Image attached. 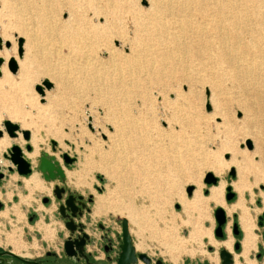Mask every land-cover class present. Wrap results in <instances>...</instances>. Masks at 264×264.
<instances>
[{
	"label": "rangeland",
	"instance_id": "374dc122",
	"mask_svg": "<svg viewBox=\"0 0 264 264\" xmlns=\"http://www.w3.org/2000/svg\"><path fill=\"white\" fill-rule=\"evenodd\" d=\"M150 1L0 0L2 41L0 57L4 60L0 66V128L1 121L9 119L19 123L21 129L30 131L28 141L23 140L20 133L16 138L8 137L5 132L3 134L11 141L20 138L25 158L31 163V172H40L37 169L39 157L47 153L61 161L65 173L63 182L59 179L46 181L41 175V179L38 176L41 189L29 190V194L21 195L22 189L16 187L15 193L28 199L25 208L31 205L38 208L39 221L43 227L48 228L46 238H53L54 241L50 245L54 248L63 238L59 230V227H63V221L57 213V201L52 193L54 184H57L84 196L90 193L93 199L90 215L94 219L110 223L119 222L123 217L127 218L129 231L136 239L137 250L162 258L167 264H220L218 251L225 248L221 242L228 239L231 240L229 250L235 263L264 264V220L259 224V216L264 212V180L254 181L253 176L250 175L247 180L248 186L242 193L244 205L250 211L253 220L251 229L253 249L246 255L243 254V246L238 250L232 246V241L234 243L236 239H240L242 245L245 233L240 227L238 238L232 233V224L234 222L238 224V211H232L230 208L235 204V200H238L240 193L231 187L235 195L229 201L225 199V187L237 181V171L235 165L230 163L231 152L222 151L221 148L226 137L224 115L232 130L228 136L236 150L240 154H249L250 160L256 167L264 168V149L262 154L251 155L255 149L254 139L251 136L264 147V73L258 71L245 77L240 73L237 74L233 65L223 62L217 56L216 47H212L209 56L198 51L191 56V52L196 49L194 47H197L192 41L184 49L167 44L165 35L169 36L170 29H164L167 34L162 31L160 40L153 39L150 42L142 40L140 46H133L134 51L136 49L141 51L138 53L137 61L116 63L117 60L114 61L112 57L109 62L111 53H114L116 59L120 54L130 53L131 40L136 32L132 13L137 11L141 15L147 13ZM32 2L40 3L42 10L36 11L28 7ZM47 6L50 7V11ZM92 7L100 11L98 15L93 14ZM104 19L109 21L110 27L106 28V35L97 39L98 41L92 39L89 36L90 23L102 25ZM66 26L70 27V30ZM183 33L186 39H193L194 34L189 29H185ZM19 37L23 38V43L28 40V46L23 48L20 58L17 54ZM4 41L10 42L8 48L4 46ZM154 50L157 52L155 53ZM10 57H14L22 65L20 67L17 63L18 69L14 74L6 65ZM138 61L140 64H137ZM114 65L119 69L116 70ZM4 70L6 74L17 77L18 74L21 76L24 70L21 76L23 84L20 88L18 82L3 79ZM185 77L189 78V83L185 81ZM43 79H48L53 86L49 90H44L41 101V96L35 91L34 86L42 84ZM176 90L185 95L180 117L193 120L195 129L192 132L190 131L192 129L185 128L184 135L187 142H183L185 139L181 138L174 139L172 144L175 146L171 151L167 150V137L179 130L177 122L170 121L168 125L172 113L169 102L174 99ZM207 103L209 109L206 108ZM215 107L219 108L221 115L214 114ZM112 121H136L145 125L148 139L143 145L151 150V154H145L144 157L130 154L118 144L114 156L111 155L112 153L106 155L104 160H107H103L106 162L105 169L101 172L97 168L100 159L96 148H102L100 151L107 149L110 142L106 135L113 132ZM157 129H162V137L156 135ZM33 137L40 139L36 148L31 141ZM247 140H250L251 148L246 146ZM26 143L31 146L30 151L25 150ZM10 144L0 152V161L4 163L3 165L10 164L8 159L3 157ZM96 145L98 147H95ZM34 148L36 152L31 160L27 154ZM63 154L74 158V161L66 167L62 159ZM83 154H88L90 161V168L86 169L84 175L80 171ZM96 161H98L97 166H95ZM138 161L147 163L150 179L156 175L164 179V184L167 186L165 188L170 193V197L166 198L164 203H151V198H146L147 193L152 194L156 188L149 179L137 181L132 178L133 172H125V168L127 169L130 164L134 167V163ZM189 162L196 166L191 168ZM183 163H186L185 166ZM210 163L215 166L208 167ZM108 165L110 172L117 170L111 172L109 174L111 176L105 173L109 170ZM186 165L190 169L183 168ZM231 167L235 168L234 176L229 174ZM188 171L195 172L199 181L198 197L202 200L200 202L195 201L192 196L197 186L189 180L184 181L187 179ZM208 171L217 177V183L208 185L203 182ZM66 172L73 173V176L71 174L68 176ZM113 174L116 176L114 177ZM120 174L122 177L126 175L125 183L117 180ZM9 176L11 177L0 183V199L5 202L6 210L9 206L6 199L10 198L12 193L9 183L13 182L12 178L16 177V173ZM78 177L80 179L84 177L89 185L86 182L82 185L76 184ZM188 185L194 187L190 195L186 193ZM213 186L221 188L223 209L227 216L222 239L214 235L216 226L214 209L219 205L205 200L209 195V189ZM1 188L7 196L1 193ZM165 188L163 192L166 193ZM46 194L53 199V203L51 207L43 208L40 196ZM174 194L178 196L174 197ZM101 195L112 207L108 208L105 214L93 215L95 199ZM16 201L17 198L13 200ZM127 204L141 209L140 223H134L129 217L125 207L128 206ZM113 205L119 208L113 210ZM159 207L161 211L163 210L160 211V219L151 221L149 217L152 215L154 217L153 211L160 210ZM42 208L43 211L40 210ZM10 211L14 210L10 209ZM44 211L52 216L51 220L43 218ZM38 223L34 225L29 222L21 207L17 209L14 217L1 209L0 247H10L7 244L9 242L14 249V244L8 239L13 234L17 237L18 251L25 247L26 256L35 257L41 254L45 246L40 244L34 234L35 227L39 226ZM164 243L169 244L168 250L171 249L173 254L175 252L174 256L166 252L167 249L162 245Z\"/></svg>",
	"mask_w": 264,
	"mask_h": 264
},
{
	"label": "bare ground",
	"instance_id": "6f19581e",
	"mask_svg": "<svg viewBox=\"0 0 264 264\" xmlns=\"http://www.w3.org/2000/svg\"><path fill=\"white\" fill-rule=\"evenodd\" d=\"M149 5H150L149 10L147 11V13H145L143 15L139 14L138 11L132 13V16H133V19H134L135 25H136V32L134 33V36L131 40L132 46L130 47V53L129 54L123 53L122 55L120 54L117 57V59L114 58V56H115L114 53H111L110 58L108 57L109 62L111 61L110 59L112 57H113L114 61H116V60L118 61V62L116 61V63H127V62H131V61L132 62L137 61L139 59L138 53L141 51H139L137 49L134 51L133 46H138V45L140 46V43L142 40H144V41L148 40L147 42H150L153 39L154 40L155 39L160 40L162 38V31L166 32V30H164V29H170L169 36L165 35L167 44L173 46L174 48H183L184 49V48L188 47V43L192 41V43L196 44L197 47H194L196 49H194L191 52V56L194 55L195 51H198L204 55L209 56L212 47L213 48L216 47L217 51H218L217 56L219 58H221V60L223 62H228L229 65H233L234 71H236L237 74L240 73L243 77H245V76L252 75L254 72L258 73V71L264 73V0H151ZM28 7H31L32 9H35L36 11L42 10L41 4L38 2L37 3L32 2L28 5ZM47 8L50 11V7L47 6ZM92 10H93L94 15H98L100 12V11H98V9H96V7H92ZM167 19H170V20H167ZM104 20L105 21L103 22L102 25H99L96 23H90V25L88 27L89 28V36L92 39L97 40V39L104 37L106 35V32H107L106 28L107 27L110 28V27H109V21L107 19H104ZM67 29L70 30V27H67ZM185 29H189L192 32V34H194V36H192L193 39H188V38H187L188 40L186 39V36L183 33ZM165 32H163V33H165ZM166 34H167V32H166ZM154 43L156 44V42H154ZM22 45H23V47H22V50H23V48L25 46H28V40H25L24 43H22ZM175 51H177V49H175ZM183 51L185 52V50H183ZM156 52L157 51H155V53ZM169 52H171V51H169ZM166 56H168V55H166ZM168 58H171V57H168ZM114 61H113V63H114ZM17 63H18V66L22 67L21 62L17 61ZM136 63H134V64H136ZM137 64H140V62ZM205 65H207V64H205ZM201 66H203V65H201ZM136 67H139V65H137ZM118 69H119V67L116 70H118ZM114 70H115V68H114ZM137 71H138V69H137ZM23 72H24V70H22L21 76L23 75ZM217 72H218V70H217ZM118 73H120V71ZM2 76H3V79H5V80L18 82V88H20L21 85L23 84V81H22L23 78L19 74H18V77L17 76H10V75L6 74V72L4 70V71H2ZM162 77H163V75H162ZM172 77H173V74H172ZM102 78H103V76H102ZM116 79H117V77H116ZM118 80H120V79H118ZM185 81L189 83V78L185 77ZM167 86H170V85H167ZM184 99H185V95L183 93L179 92L178 90H176L174 99L171 102H169L172 113L170 115V120L168 122V125L170 124V121L171 122H177L179 125L178 126L179 130L176 132H172L167 137V140H168L167 150H171V151L174 150V149H172L175 146L174 144H172V141L174 139L181 138V139H185V140H183V142H187V139L185 138V135H184L185 128L192 129V130H190L192 132L195 129V124L193 123V120H191V121L185 120L184 117L183 118H182V116L180 117V110H182V108H183L182 103H183ZM110 104H108V105H110ZM214 109H215L214 114H217V115L222 114L221 111L218 110L219 108L215 107ZM241 109H243V107ZM111 119H112V117H111ZM122 119H123V117H122ZM133 120H135V118ZM223 120H224V124H225L226 137L223 140L221 148H222V151L227 150V151L231 152L230 163L235 165L236 171H237V181L234 183H231V187L237 189L238 192L240 193L238 200H235L236 202H235V204H233L231 206L230 210L238 211V225L240 228H242L244 230V233H245V235L243 237L241 248L243 246V252H244L243 254H246L248 249L250 247H252V245H251L252 244L251 243L252 242L251 241L252 240L251 229L253 227V220H252V216L250 215L251 214L250 211L244 205L242 193H243L244 189L248 186L247 180L249 179L250 175L253 176L254 181L264 180V168L261 166L256 167L255 164L250 160L249 154H245V153L240 154V152L236 150L230 136H228V134L232 130L229 128L228 121H227L226 117L224 119V115H223ZM112 129H113V132L107 133V135H106V138L110 142L107 149L105 148L103 151H100V149H102V148H96L98 150V155H99L100 161L99 162L96 161L95 166H97V162H98L97 168L100 171L105 169L106 162H104V161H106L107 159L106 160H104V159L106 158V155L108 153L109 154L112 153L111 155H113L114 152L116 153V150H118V149H116V146L118 144L119 145L121 144L122 146H120V147L121 148L123 147L124 149H126L127 153H130V154L134 153L140 157H144V155L148 154V153L151 154V152H150L151 150L149 151L148 148H145L147 146L143 145V143L148 139V132H147V130H145V125H143L142 123H139L136 121H122V122L121 121H112ZM245 134H249V133H245ZM18 135H19V133H18ZM156 135H158L159 137H162L163 136L162 129H157ZM251 137L254 139L253 142H254V146H255L254 152L251 155L262 154L263 149H264L263 145L261 144V142H258V140L255 137H253V136H251ZM12 141L13 142L15 141L19 146H22L21 145L22 141L20 140V138H18L17 140H12ZM12 141L9 140L3 134L2 137L0 138V152L5 147H7ZM31 141L33 142V145L36 148L38 146V143L40 142V139L33 137L31 139ZM95 147H98V146L96 145ZM35 148L31 153L27 154V156L31 160L34 158V154L36 152ZM177 151H179V150H177ZM92 158H93V156H92ZM56 159L58 160L59 164L61 165V161L58 158H56ZM81 159H83V160H81V162H80L81 170L80 169L79 170L82 171V175H84L87 172L86 169L90 168L89 167V163H90L89 155L83 154ZM94 162H95V160H94ZM185 164L186 163H183L184 166H185ZM188 164L190 165L191 168H194L196 166L194 164H191V162H189ZM180 165H178L179 169H180ZM125 166H126V164H125ZM146 166H147L146 162L138 161V163H134V167H133V164H130V166L128 167L129 170H127L128 168L127 169L125 168V170H126L125 172H127V171H130L131 173L133 172L134 175L132 178L137 180V181L140 179L141 180L142 179L143 180L149 179L150 183L155 185L156 188L154 187L155 191H152L153 192L152 194H151V192H148L146 195V198H151L150 199L151 203H153V202H160V204L164 203V200L166 198L170 197V195H169L170 193H169L168 189H166L167 186H165V184H164V179L160 178L157 175L153 178L151 177V179H150L149 176L151 174L148 171L149 169H147ZM214 166L215 165H213V164L211 165V163H210V165H208V167H214ZM108 167H109V165L107 166V169H109ZM188 167L186 165V167H183V168L190 169ZM113 171L114 170H112L111 172H113ZM115 171H117V170H115ZM191 171H193V169ZM234 171H235V168H234ZM111 172L109 169L108 172L106 171L105 173H108L107 175L111 176V175H109ZM188 172H189V174L186 177L187 179L184 181L189 180L197 186L195 188V190H193L192 196H193V199L195 201L200 202L202 200L198 197L199 181L197 179L195 172H192V173L190 171H188ZM66 174L68 176H70V174L72 175L73 173L66 172ZM114 174H116V173H114ZM114 174H113V176L115 177L116 175H114ZM120 176L117 177V180L120 181L121 183L122 182L125 183V181L127 180L126 175H125V177H122V175L120 174ZM75 177H76V175H75ZM128 178H130V177H128ZM24 179H25L24 180L25 187H27L28 190L31 191L34 189H41L40 183L38 182L39 180H38L37 174L33 173V174L29 175V177H26ZM83 179H84V177H83ZM83 179H80V178H79V180L76 179L77 180L76 184H79V185L85 184L86 181H85V179L84 180ZM164 188L167 190L166 193L163 192ZM157 193H159V194L157 195ZM173 196L175 197L178 195L174 194ZM205 200L211 201L214 204H217L222 208L224 207L223 201L221 199V188L219 189L216 186L215 187L213 186L209 189V195L205 197ZM27 202H28V199H26L23 196L20 197V203L26 204ZM156 204H158V203H156ZM127 205L128 206L125 205V207L127 209L126 211L129 215V217L132 219V221L134 223H136V224L140 223L139 222V220L141 219L140 215L142 214L141 209L134 207L132 204H127ZM149 206H151V205H149ZM110 207H112V205L108 204V202L104 198V196H102V195L98 196L95 199L94 208H93V215L105 214L108 211V208L110 209ZM160 207L162 208L161 205H160ZM160 207L158 209H160ZM118 208H119V206L113 205V210L118 209ZM160 211H161V209L153 211L154 217H153V215H152V217H149L152 219L151 221H154L158 218L160 219L161 212H163V210L161 212ZM127 221H128V219H127ZM8 239L15 246L13 251H15L19 254L22 253L21 250L20 251L17 250V248H19L17 245V243H18L17 237L13 236V234H12L8 237ZM230 242H231V240L228 239V240L221 242V244H223L224 247L229 250ZM162 245L167 249L166 252H168L171 256H174L175 252L173 254L171 249H170V251L168 250L169 244L164 243ZM173 248H176V247H173ZM23 254L26 255L27 253L24 252ZM234 264H237V263H235V260H234Z\"/></svg>",
	"mask_w": 264,
	"mask_h": 264
},
{
	"label": "flooded vegetation",
	"instance_id": "af4514ba",
	"mask_svg": "<svg viewBox=\"0 0 264 264\" xmlns=\"http://www.w3.org/2000/svg\"><path fill=\"white\" fill-rule=\"evenodd\" d=\"M0 167V170L3 172V176L0 178V183L7 179L10 174L16 172L15 170L7 171L4 167L2 168L1 165ZM69 194H72L75 197L73 208L64 209L61 213L58 209L60 201L58 202L56 199L57 213L63 221V224L68 219H71V224L74 226V229L71 232L69 229L65 228L67 230V234L62 238L61 243L57 245V249H47L41 255L32 257L12 252L8 247H0V264H122L120 259L121 246L123 243L121 219L119 222L111 221L110 223L100 221V219H94L90 215L91 205L93 202V199H89L90 193H88L87 196H84L81 193L71 192L65 189L64 196L66 197ZM80 195L82 197H78ZM45 197H47V201L44 202L43 199ZM41 200L43 203L47 204L51 199L48 196H44ZM2 208L3 203L0 201V210ZM63 215L65 217H63ZM28 218L33 221L36 216L34 213H30ZM263 220L264 217L261 218V224L263 223ZM79 224L81 225V229L79 228ZM237 235H240V232L234 236L236 237ZM65 239H68L69 242V253L64 252L62 249V244ZM236 240L240 242V239ZM131 242L134 247L135 259H131V257H129L128 259L130 261L125 264H167L162 258L153 257L145 251L137 250L132 236ZM233 244L234 243L232 241V246ZM239 248H241L240 245ZM139 252H144L149 257V262H144L139 259L137 256V253ZM232 264H234V259Z\"/></svg>",
	"mask_w": 264,
	"mask_h": 264
},
{
	"label": "water",
	"instance_id": "95a60500",
	"mask_svg": "<svg viewBox=\"0 0 264 264\" xmlns=\"http://www.w3.org/2000/svg\"><path fill=\"white\" fill-rule=\"evenodd\" d=\"M22 43H23V38L19 37L17 39V54L18 57L22 56ZM2 46V41L0 38V48ZM4 46L9 47L10 42L9 41H4ZM4 60L2 57H0V66L3 64ZM7 68L11 73H15L18 69L17 62L14 59V57H10L7 62H6ZM1 73V72H0ZM52 83L48 79H43L42 84H35L34 89L35 91L41 96V101H43V96H44V90H49L52 87ZM206 108L209 109V104L207 103ZM6 133L8 137L10 138H16L18 136V133L21 134L23 140L28 141L30 139V131L28 129H21L19 123L12 122L9 119H3L1 121V128H0V137L3 135V133ZM246 146L248 148H251V142L250 140L246 141ZM24 148L26 151L31 150V146L26 143L24 145ZM3 157L8 159L9 163L6 166L7 171H12L15 170L19 175H28L31 173V163L27 158L24 156V152L22 150V147L19 146L16 143H11L8 149L3 153ZM63 163L64 166L66 167L67 165L71 164L74 161L73 157H70L67 154L62 155ZM1 168V167H0ZM3 168V167H2ZM37 169L40 171L42 177L46 181H52L56 179H60L61 181L64 180L65 173L63 167L59 164L58 160L54 156H49L47 153H43L39 157L38 161V166ZM229 174L231 176L235 175L234 168L231 167L229 169ZM3 176V172L0 170V178ZM203 182L206 184H215L217 183V177L213 175L211 172H207L203 178ZM193 185H188L186 187V193L187 195H190L192 190H193ZM225 199L227 201L231 200L235 193L231 190V185H228L225 187ZM64 191L65 188L63 186L59 185H54L52 189V193L57 199L59 203L58 209L62 213L64 209H72L74 205V196L72 194H69L68 196H64ZM78 197H82L81 195ZM89 199L92 200V195L90 194ZM43 201H47V197L43 199ZM73 215V213H72ZM63 217H65L63 215ZM264 217V213L259 216V224H261V218ZM214 219L216 222V226L214 228V235L218 238H223L224 237V226L227 221V216L225 214V211L222 207L218 206L215 207L214 209ZM72 220L68 219L67 221L64 222V226L66 229H69L71 232L74 229V226L71 224ZM79 228L81 229V225L79 224ZM121 228H122V246H121V254H120V259L121 263L125 264L129 262L130 260L128 259L131 257V259H135V253H134V247L131 242V236L129 233V228H128V221L125 217L121 218ZM239 232V226L236 222L232 224V233L236 235ZM239 245L241 246L240 242H234L233 247L237 250L239 248ZM69 248V242L68 239H65L62 244V249L64 252L69 253L68 251ZM137 256L139 259H141L144 262H149V257L144 253V252H139L137 253ZM218 256L220 259V264H232L233 262V257L232 254L229 250L226 248H221L218 251Z\"/></svg>",
	"mask_w": 264,
	"mask_h": 264
},
{
	"label": "crops",
	"instance_id": "0c3cea01",
	"mask_svg": "<svg viewBox=\"0 0 264 264\" xmlns=\"http://www.w3.org/2000/svg\"><path fill=\"white\" fill-rule=\"evenodd\" d=\"M24 156H26L25 155V153H24ZM0 165L2 166V167H4V168H6V166L7 165H3V163H1V161H0ZM16 172H14L13 174H15ZM33 173H36V174H38V176L40 177V179H41V174H40V172H34V171H32L29 175H31V174H33ZM29 175L28 176H21V175H18L17 173H16V177H14V178H12L13 179V182L11 181L10 183H9V185L12 187V193H11V195H10V198H7L6 199V201H7V203L9 204V206L7 207V210H6V206H5V202L3 201V200H1L0 199V201L3 203V208H2V210H3V212H8V214H11V216L12 217H14L15 216V213L17 212V209L19 208V207H21L22 209H23V211H24V214H25V217L27 218V220L29 221V222H32L34 225H36V223L37 222H39L38 224H39V226L38 227H35V235H36V237H37V239H39V241H40V244L41 245H43V246H45V249L44 250H42V253H44V251L45 250H47V249H53L54 248V246H51L50 244H52L53 243V238H46V236H47V234L46 233H48L47 232V227H43V225L41 224V222L39 221V213L37 212L38 211V208L37 207H32V205L31 206H29V208H25V204H23V203H20V196L21 195H26V194H29V190L27 189V187H25V184H24V178H26V177H29ZM10 177V176H9ZM11 179V178H10ZM17 180V181H16ZM60 180V179H59ZM64 181V180H63ZM63 181H61V182H63ZM55 185V184H54ZM3 187V186H2ZM16 187H19V188H21L22 189V194L21 195H19L18 193H15V191L17 190V188ZM1 190L3 191H1V193L4 195V196H7L6 195V192L4 191V189L3 188H1ZM34 190H36V189H34ZM44 196H47V194L46 195H44ZM43 195H41L40 196V199H42V197H44ZM17 198V201L16 202H13V200H15ZM53 199H51L50 200V202L49 203H43L42 202V200H41V202H42V205H43V208L44 207H51L52 206V203H53V201H52ZM57 203V202H56ZM17 205V206H16ZM13 207V208H12ZM43 208L42 209H40L41 211H43ZM10 209L11 210H14V211H10ZM27 212V213H26ZM30 213H34L35 214V216H36V218H35V220H33V221H31V220H29V218H28V215L30 214ZM53 213V210H52V212H51V214ZM27 214V215H26ZM51 215H49L47 212H45L44 211V216H43V218L45 219L46 218V220H51ZM62 224H63V222H62ZM23 227H25V225H23ZM59 230H60V232H61V235H62V237H65L66 236V234H67V230L65 229V227H64V224H63V227H59ZM7 236V235H6ZM131 236H132V238H133V242H134V244L136 245V239H135V237L131 234ZM19 239L22 241V239H21V237H19ZM6 240H7V237H6ZM61 240H62V238L60 239V241H58L57 242V245L58 244H60L61 243ZM8 241V240H7ZM23 242V241H22ZM49 242V243H48ZM7 244L10 246V247H8V248H10L11 249V251L12 252H15V251H13V246H12V244L11 243H9V242H7ZM1 245V244H0ZM25 247H23L22 249H21V252L22 253H20V255H24L23 253H24V251H25ZM55 249H57V246L55 247ZM251 249H253L252 247L251 248H249V250L247 251V253H246V255H248V253H249V251L251 250ZM15 253H17V252H15ZM41 253V254H42ZM17 254H19V253H17ZM41 254H38V255H41ZM29 256V255H28Z\"/></svg>",
	"mask_w": 264,
	"mask_h": 264
},
{
	"label": "trees",
	"instance_id": "16d2710c",
	"mask_svg": "<svg viewBox=\"0 0 264 264\" xmlns=\"http://www.w3.org/2000/svg\"><path fill=\"white\" fill-rule=\"evenodd\" d=\"M240 235H237L236 237L238 238Z\"/></svg>",
	"mask_w": 264,
	"mask_h": 264
}]
</instances>
